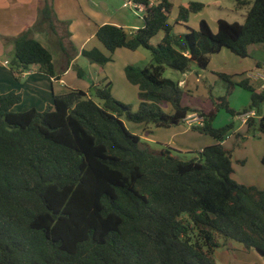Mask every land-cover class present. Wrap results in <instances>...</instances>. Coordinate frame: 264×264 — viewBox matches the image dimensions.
Returning <instances> with one entry per match:
<instances>
[{
  "label": "trees",
  "instance_id": "1",
  "mask_svg": "<svg viewBox=\"0 0 264 264\" xmlns=\"http://www.w3.org/2000/svg\"><path fill=\"white\" fill-rule=\"evenodd\" d=\"M233 1L248 7L244 21L218 19L215 31L203 19L197 30L186 26L175 36L167 0H132L143 7V25L135 31L98 26L95 38L104 51H81L91 63L112 61L118 48L151 51L150 64L124 70L138 88L137 112L113 98L109 81L91 84L96 99L70 88L42 111H14L21 94H0V264H218L219 237L264 259V189L232 178V155L223 141L234 121L213 125L221 108L233 117L255 111L245 134L264 135V89L256 92L244 78L238 85L250 92L249 106L235 111L219 96L205 111L182 105L178 83L162 77L165 65L185 72L193 61L205 69L222 48L245 58L249 46L264 44V0ZM40 3L34 25L12 39L15 75L31 65L56 74L51 52L32 36L44 26L56 32L52 0ZM202 8L199 2L181 7L175 23ZM159 32L163 37L153 46ZM220 77L234 85L230 75ZM163 101L171 112L161 110ZM193 113L202 124L192 129L214 142L187 159L165 144L157 150L144 145L121 120L167 128Z\"/></svg>",
  "mask_w": 264,
  "mask_h": 264
},
{
  "label": "rangeland",
  "instance_id": "2",
  "mask_svg": "<svg viewBox=\"0 0 264 264\" xmlns=\"http://www.w3.org/2000/svg\"><path fill=\"white\" fill-rule=\"evenodd\" d=\"M160 0H149L155 4ZM170 4L168 22L173 25L172 34L175 36L184 34L187 27L197 30L201 20H205L212 31L216 30V21L224 19L228 22L244 21L248 7L238 8L233 0H167ZM190 2H199L203 8L197 12H191L186 21L175 23L179 9L187 7ZM56 21L57 36L50 38V32H41L39 38L52 54L53 62L58 68L64 52L74 57L81 49L97 47L104 51L103 46L92 35L96 26L105 23L123 27L126 31H135L143 25V7L134 5L132 0H52ZM163 33L159 32L150 43L156 46L160 43ZM14 46L8 48L13 52ZM248 56L241 58L226 48L209 56L210 61L205 69H200L195 62H191L185 72L177 71L169 65H165L162 77L174 83H178L181 94V104L195 106L205 111L213 108L212 98L226 96L228 106L235 111H242L250 104V92L238 85L244 78L249 79L256 92L264 89V44H254L248 48ZM151 51L146 48L129 50L118 48L112 54V61L104 65L94 64L83 56L75 62L87 74L77 76V68H72L65 77V82L72 89H82L93 93L91 84H105L110 82V92L113 98L127 106L130 112H137L140 105L138 88L131 84L125 77L126 66L132 65L143 68L151 63ZM32 70L35 65L29 66ZM36 70V69H34ZM40 73V72H39ZM43 73V72H42ZM220 74H228L234 85L229 84L220 77ZM57 76V73L55 74ZM45 80V75L42 74ZM255 77V78H254ZM48 78V77H47ZM49 79V78H48ZM91 79L94 80L92 83ZM49 83L44 88L51 91ZM101 86V85H100ZM263 86V87H262ZM64 91L68 89H63ZM227 92H229L227 94ZM93 98L94 95L92 94ZM51 102L47 105H50ZM21 103L20 111L25 107ZM160 108L164 112H171L172 107L168 102H161ZM24 111V110H23ZM260 115H264V103L259 107ZM189 114L186 120L193 119ZM122 122L131 132L140 136L141 142L151 149L157 150L161 144L174 148H189L190 152H182L178 156L182 159L197 157L198 151L214 142L208 136L201 134L192 127L186 128L185 123L170 126L169 128L156 127L152 124H136L122 117ZM185 120V121H186ZM234 121V129L224 139V147L231 151L233 173L232 178L236 182L264 188V135L256 130L254 134L246 132V124L239 117H233L223 108L218 110L213 121L215 127ZM197 126V122H191ZM186 130V131H185ZM240 132L246 135L244 140L235 134ZM221 246L215 250V259L218 264H263L253 248H244L230 239L219 237Z\"/></svg>",
  "mask_w": 264,
  "mask_h": 264
},
{
  "label": "crops",
  "instance_id": "3",
  "mask_svg": "<svg viewBox=\"0 0 264 264\" xmlns=\"http://www.w3.org/2000/svg\"><path fill=\"white\" fill-rule=\"evenodd\" d=\"M40 4V0H0V94H4L11 90L21 94L20 103L14 107V109L16 108L17 110L18 108L22 107L21 103L25 102V107L20 111L27 110L32 107L42 111L45 109L47 104L50 102L52 103V98L54 95L66 93L69 90V87L72 86H68L69 84L65 82V77L67 76L70 69L77 67L75 62L79 59L82 51L81 49L80 52L75 53L76 55L74 57H71V55H68L65 51L59 67L57 68L54 64V68L57 73V76L54 77H50L42 73L37 65H35L36 67L32 70L29 67L24 71H20L17 75L12 72L10 64L13 60V52L8 51V48L11 46L12 39L15 36L27 29H30L34 25L38 18V8L40 7ZM138 6L142 7L141 5ZM98 26H96L92 35H95ZM43 31L48 33L50 32V38L53 37V32H51L45 26L40 30L34 31L32 36L41 43L42 41L39 38V34ZM57 33L58 31L53 33L55 37L57 36ZM42 74L45 75V80L42 77ZM86 74L87 73L84 72L83 76ZM91 81L94 83L93 79H91ZM48 82H50V92L44 89ZM63 89L68 90L64 91ZM185 125L186 128H190L186 123ZM174 149L180 152H189L190 150L189 148Z\"/></svg>",
  "mask_w": 264,
  "mask_h": 264
},
{
  "label": "built area",
  "instance_id": "4",
  "mask_svg": "<svg viewBox=\"0 0 264 264\" xmlns=\"http://www.w3.org/2000/svg\"><path fill=\"white\" fill-rule=\"evenodd\" d=\"M190 116L193 118V119H191V121L186 120L187 117L185 118L186 121L184 120V122L187 124L188 127L194 126L191 123L193 121L197 122L196 125H201L202 124L201 119L196 115V113H193ZM255 116H256L255 111H249L247 113H244V114L240 115L239 119L241 120L242 123H246L247 119H249L251 117H255Z\"/></svg>",
  "mask_w": 264,
  "mask_h": 264
}]
</instances>
